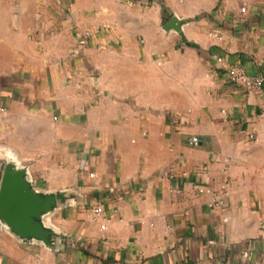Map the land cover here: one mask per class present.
<instances>
[{
  "label": "crops",
  "instance_id": "crops-1",
  "mask_svg": "<svg viewBox=\"0 0 264 264\" xmlns=\"http://www.w3.org/2000/svg\"><path fill=\"white\" fill-rule=\"evenodd\" d=\"M214 54L264 75V0H0V180L72 196L0 264H264V86Z\"/></svg>",
  "mask_w": 264,
  "mask_h": 264
},
{
  "label": "water",
  "instance_id": "water-1",
  "mask_svg": "<svg viewBox=\"0 0 264 264\" xmlns=\"http://www.w3.org/2000/svg\"><path fill=\"white\" fill-rule=\"evenodd\" d=\"M192 18L173 15L163 25L166 32H176L186 42L184 26ZM64 191L38 189L30 178L27 166L8 160L0 180V223L22 242H38L55 249L65 237L48 224L47 218L69 198Z\"/></svg>",
  "mask_w": 264,
  "mask_h": 264
},
{
  "label": "built area",
  "instance_id": "built-area-1",
  "mask_svg": "<svg viewBox=\"0 0 264 264\" xmlns=\"http://www.w3.org/2000/svg\"><path fill=\"white\" fill-rule=\"evenodd\" d=\"M242 11L245 12V9L243 8ZM86 35H89V33L86 32ZM213 36L218 41L224 40L223 35L217 32H213ZM213 56L225 67L226 73L232 82L243 86L248 91L260 92L262 90L264 86L263 74L250 75L241 67L228 65L222 56L217 54H214ZM260 117L264 119V110L261 111ZM198 140L197 137H190V143L192 144H197ZM94 213L96 216L102 215L103 208L101 206L94 208ZM102 228L105 229L106 225H102Z\"/></svg>",
  "mask_w": 264,
  "mask_h": 264
}]
</instances>
